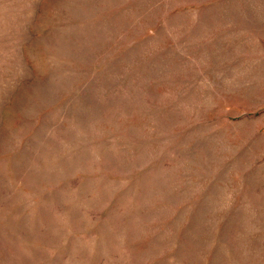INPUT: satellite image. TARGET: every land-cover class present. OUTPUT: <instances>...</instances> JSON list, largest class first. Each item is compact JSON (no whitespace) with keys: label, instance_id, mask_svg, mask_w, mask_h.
I'll use <instances>...</instances> for the list:
<instances>
[{"label":"rangeland","instance_id":"374dc122","mask_svg":"<svg viewBox=\"0 0 264 264\" xmlns=\"http://www.w3.org/2000/svg\"><path fill=\"white\" fill-rule=\"evenodd\" d=\"M0 264H264V0H0Z\"/></svg>","mask_w":264,"mask_h":264}]
</instances>
